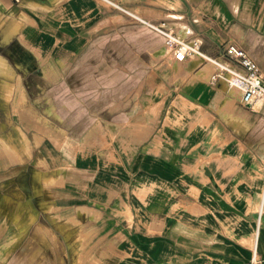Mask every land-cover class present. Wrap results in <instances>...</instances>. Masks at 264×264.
<instances>
[{"label": "crops", "instance_id": "obj_1", "mask_svg": "<svg viewBox=\"0 0 264 264\" xmlns=\"http://www.w3.org/2000/svg\"><path fill=\"white\" fill-rule=\"evenodd\" d=\"M128 14L237 69L238 46L264 81V0H0V264H264V109L213 62L169 52L184 72L154 103L143 81L136 107L103 120L94 101L79 129L67 96L101 94L87 50Z\"/></svg>", "mask_w": 264, "mask_h": 264}, {"label": "rangeland", "instance_id": "obj_2", "mask_svg": "<svg viewBox=\"0 0 264 264\" xmlns=\"http://www.w3.org/2000/svg\"><path fill=\"white\" fill-rule=\"evenodd\" d=\"M110 25L109 23L104 25L103 27L107 29L103 30V33L96 32L93 37L95 41L96 38L100 37L106 39V41L101 43L93 42L87 50V55L92 56L95 61L83 64L89 71L82 74L85 86H95L96 89H101L99 90L101 94L71 95L67 96L66 99V104L77 102L80 108L88 110L86 117L82 119V126L79 127L83 132L86 131V134L94 130L93 126H90L94 118V101L103 109L102 119L106 120L111 114L105 110L110 108L111 104H114L116 110L120 111L126 109L127 106L136 107L138 103H141L143 96L140 95V91L143 81L144 83L146 81V85L149 87V89L147 88L146 97L150 98L151 104L160 96L159 87H170L173 85V74L176 71L178 74L184 72L183 69L180 70L181 66L172 60H168L170 53L163 45L161 38L155 35V32L151 33L149 31L150 28L138 22L134 16L129 14L128 16H119L116 24L117 28L111 31ZM158 53L164 57V60L158 61ZM110 56L111 58H109ZM102 59L107 63L103 62ZM192 66V68L188 66L189 71L194 68L201 69L208 66L207 78H210L215 71V67L208 62L193 63ZM101 71H107V74L104 75L102 73L101 78L93 74L101 73ZM110 71L112 74L108 73ZM149 74L153 76L147 78ZM130 89H133L134 93L126 95V91ZM89 109L91 110L90 113H88ZM140 109L141 107H139ZM118 116H120L119 113ZM115 145L113 144V146ZM120 161L123 165L126 162L125 158L120 159Z\"/></svg>", "mask_w": 264, "mask_h": 264}, {"label": "built area", "instance_id": "obj_3", "mask_svg": "<svg viewBox=\"0 0 264 264\" xmlns=\"http://www.w3.org/2000/svg\"><path fill=\"white\" fill-rule=\"evenodd\" d=\"M135 19L163 37L165 47L177 62H185L190 58L199 57L213 62L220 68V73L213 80L223 79L230 88L242 93V102L251 109H264V81L259 66L254 59L242 48L231 45L226 54L237 68H232L206 57L201 51L199 40H187L181 35L166 28L164 23L146 21L138 16ZM251 264H260L254 257Z\"/></svg>", "mask_w": 264, "mask_h": 264}, {"label": "water", "instance_id": "obj_4", "mask_svg": "<svg viewBox=\"0 0 264 264\" xmlns=\"http://www.w3.org/2000/svg\"><path fill=\"white\" fill-rule=\"evenodd\" d=\"M206 171H207V170H206ZM206 173H207V175H209V176L211 177V175H210V173H209L208 171H207Z\"/></svg>", "mask_w": 264, "mask_h": 264}]
</instances>
